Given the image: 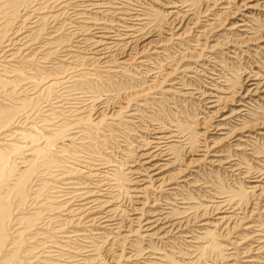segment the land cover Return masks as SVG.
Masks as SVG:
<instances>
[{"label":"rangeland","instance_id":"374dc122","mask_svg":"<svg viewBox=\"0 0 264 264\" xmlns=\"http://www.w3.org/2000/svg\"><path fill=\"white\" fill-rule=\"evenodd\" d=\"M0 264H264V0H0Z\"/></svg>","mask_w":264,"mask_h":264},{"label":"bare ground","instance_id":"6f19581e","mask_svg":"<svg viewBox=\"0 0 264 264\" xmlns=\"http://www.w3.org/2000/svg\"><path fill=\"white\" fill-rule=\"evenodd\" d=\"M249 82H251V81H249ZM155 138H156V139H161L162 137H161V136H156ZM156 143H157V144H161L162 142H161V141H156ZM156 149H159V150H160V149H161V146L158 147V148L156 147ZM105 220L108 221V220H110V219H105Z\"/></svg>","mask_w":264,"mask_h":264}]
</instances>
